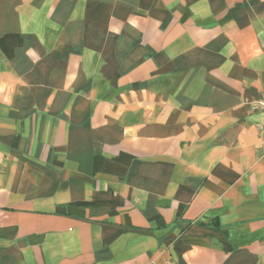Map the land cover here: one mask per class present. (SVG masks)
Segmentation results:
<instances>
[{
    "label": "crops",
    "instance_id": "0c3cea01",
    "mask_svg": "<svg viewBox=\"0 0 264 264\" xmlns=\"http://www.w3.org/2000/svg\"><path fill=\"white\" fill-rule=\"evenodd\" d=\"M264 0H0V264H264Z\"/></svg>",
    "mask_w": 264,
    "mask_h": 264
},
{
    "label": "built area",
    "instance_id": "2783aa9c",
    "mask_svg": "<svg viewBox=\"0 0 264 264\" xmlns=\"http://www.w3.org/2000/svg\"><path fill=\"white\" fill-rule=\"evenodd\" d=\"M250 108L254 112L260 114L262 116L261 123L258 124V130L262 134V138L264 139V95L259 99H256L250 103Z\"/></svg>",
    "mask_w": 264,
    "mask_h": 264
}]
</instances>
